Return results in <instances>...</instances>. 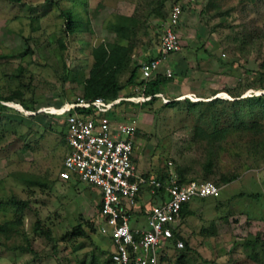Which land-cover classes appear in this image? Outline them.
Wrapping results in <instances>:
<instances>
[{"label":"rangeland","instance_id":"obj_1","mask_svg":"<svg viewBox=\"0 0 264 264\" xmlns=\"http://www.w3.org/2000/svg\"><path fill=\"white\" fill-rule=\"evenodd\" d=\"M158 2L0 0V94L19 91L21 98L13 100L19 109L10 105L0 109V224H5L0 230V264H110V244L96 228L97 189L58 177L61 126L53 115L37 109L81 94L92 62L90 50L100 42L128 49L127 64L117 74L122 84L134 63L156 52ZM66 12L75 23L72 31L66 29ZM120 15L132 18L125 37L113 29L122 27L117 23ZM178 33L179 49L161 63L170 60L172 76L159 87V95L114 108L116 118L134 124L138 171L153 177L176 165L198 171L204 160V149L190 139L194 125L203 122L186 100L264 93V0H194L182 14ZM173 99L177 101L165 103ZM238 105L236 112L226 110L228 120L235 112L245 123L258 121L264 128V106L255 100ZM216 110L221 113L220 106ZM248 137L247 130H231L220 141L223 148L214 173L206 178L220 187L218 196L207 198L209 202L234 203L247 213L264 202V156L249 149ZM217 170L235 172L237 178L223 186ZM138 219L145 226L143 217ZM78 225L83 233H74ZM259 236H253L251 243L262 241ZM235 244L228 245L235 248L224 249L221 258L193 259L190 252L179 249L166 258L174 264L184 252L187 264H264V243L254 244L256 251L253 244L242 248ZM164 246L174 247L168 239Z\"/></svg>","mask_w":264,"mask_h":264},{"label":"built area","instance_id":"obj_2","mask_svg":"<svg viewBox=\"0 0 264 264\" xmlns=\"http://www.w3.org/2000/svg\"><path fill=\"white\" fill-rule=\"evenodd\" d=\"M162 1L156 55L140 62L142 79L159 72L172 74L169 67L161 69V63L179 49L178 25L184 10L194 0ZM151 96L143 90L130 94L119 90L110 99L77 95L37 109L55 116L63 130L58 177L76 179L97 189V230L110 240L111 264H157L160 245L172 237V228L181 219L182 203L193 197L217 196L220 189L210 180L179 182L173 170L168 171L164 182L138 171L134 160V124L116 118L114 108L122 101H143ZM0 101L19 109L17 102ZM139 216L145 226L138 224ZM174 245L181 247L182 241L176 238Z\"/></svg>","mask_w":264,"mask_h":264},{"label":"trees","instance_id":"obj_3","mask_svg":"<svg viewBox=\"0 0 264 264\" xmlns=\"http://www.w3.org/2000/svg\"><path fill=\"white\" fill-rule=\"evenodd\" d=\"M8 1L18 2L19 0H8ZM162 8H163V1L159 0L156 7V11L159 13V21L163 19V15L161 11ZM65 14L67 17L66 29L68 31H72L75 26V23L73 22L69 12H66ZM131 20L132 18H130L129 16H125V15L118 16L117 23L121 24L122 27L113 26V29L114 31H116L117 35H119L120 37L126 36L124 34V29L128 28V22H131ZM128 53H129L128 49L126 48L125 45L118 44L116 42H100L97 45L93 46L90 50V54L92 56L91 66L89 69L88 76L83 80L82 92L80 95L83 97L103 96L105 99H110L115 95L117 91L119 90L125 91V88L128 85H132L131 87L132 89L130 91L129 90L128 92L125 91L127 94L138 93L139 91L143 90L145 94H152L149 100L153 99L155 96L153 94L159 92V87L165 84L168 80H170L172 74L170 76H166L162 72H159L148 79H142L139 77V66H140V62H139V63H134V65L130 67L128 77L121 84L117 80V74L125 68L128 60ZM152 57L154 56H150L143 61H146ZM217 59L219 62L222 63V60L220 58ZM230 96L232 97V99L213 96L206 100H195V101L186 100L188 109L190 111L197 110L198 118L200 121L203 122L201 125L200 124L194 125L190 139L192 142L194 143L196 142L198 145H201V147L204 149V160L200 164L198 171L193 170V168L189 166L176 165L175 168H173V171L175 172L179 182L193 180V179L209 180L206 178L209 174L214 173L213 167L216 166L217 164L216 162L218 158L217 155L218 151H220L223 148V145L220 143V141L224 140V138L229 134V132L234 129L249 131L250 137H248V141H247L249 142V149H253L254 151L260 152V155L264 156L263 126L258 121L245 123L241 117L237 116L238 113L237 114L235 113L236 112L235 110L240 107L238 104L241 102L243 103V102H248V101L250 102L251 100L253 101L255 100L258 104L264 106V93L251 94L248 96H239L238 92H232ZM20 99L21 98L19 91L11 92L7 95L0 94V100L19 101ZM175 101L177 100L173 99L165 103L166 104L169 103L171 105ZM121 103H124V101H122ZM202 106L206 109L207 112L206 116L204 115V111H203L204 108L201 109ZM218 106H220L221 108V113L217 112L216 110V107ZM5 107L6 105L0 103V109H3ZM227 109H233V111H235L234 118L228 120V118L225 117V113ZM53 117L56 119L55 116ZM222 118H224V120ZM60 128H61L60 131L62 133L63 132L62 127ZM62 141H63V135H62ZM217 173H218L217 181L221 185L226 184L237 178V174L235 172L226 174L221 171H218ZM144 174L148 175L147 173ZM198 175L202 179L197 178ZM166 176L167 173L163 175L162 174L156 175L155 178L160 180L161 182H164ZM85 185L89 187L92 186L86 183ZM196 198H203V197H196ZM188 201L182 203L180 207L181 214ZM13 202L16 203V201ZM18 207L19 208H17L18 209L17 211L20 210L21 205H18ZM98 207H99V199L96 205V209ZM18 221H19L18 219L15 220V222ZM10 223H12V221ZM4 227L5 224H0V230L4 229ZM73 230L74 233H78V234L83 233V230L79 225L75 226ZM176 238L183 241L177 230V226L172 228V237L169 238L168 240L174 245ZM174 247L176 248L175 245ZM178 249L180 251H184L188 249V246L185 242H182V246L178 247ZM182 254L183 252L177 255L174 264H183V260L181 259ZM109 255L110 252L108 253V261H109ZM185 264H187V262Z\"/></svg>","mask_w":264,"mask_h":264},{"label":"crops","instance_id":"obj_4","mask_svg":"<svg viewBox=\"0 0 264 264\" xmlns=\"http://www.w3.org/2000/svg\"><path fill=\"white\" fill-rule=\"evenodd\" d=\"M165 67L170 68V60L161 66V69ZM140 172L144 173L143 171ZM232 181L223 184V186H227ZM208 197L210 196L191 198L186 203L177 225V230L183 239L182 242L188 246V249L184 251L190 252L193 259H209L212 256L221 258L224 249L231 248L233 251L235 246H228L233 242L240 248L247 245L251 247L253 244L251 238L257 237V234H260L259 238L262 241H256L254 244L257 242L264 243V202L258 208L256 207L247 213L245 208L241 210L237 204L225 203L223 200L212 203L207 200ZM247 236H250L249 240ZM106 239L110 244V252L111 243L108 238ZM254 244L252 248L256 251L258 248ZM164 247V243L159 247L157 264H168L167 256H170L173 250L178 249V247H173V249ZM261 248L264 249V246ZM187 258L183 252L181 257L183 264L186 263Z\"/></svg>","mask_w":264,"mask_h":264}]
</instances>
